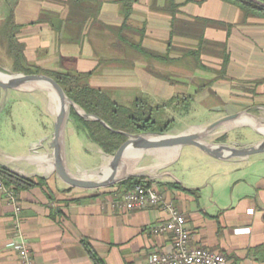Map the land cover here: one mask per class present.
<instances>
[{
  "label": "crops",
  "instance_id": "1",
  "mask_svg": "<svg viewBox=\"0 0 264 264\" xmlns=\"http://www.w3.org/2000/svg\"><path fill=\"white\" fill-rule=\"evenodd\" d=\"M126 2L130 4L128 16ZM174 2L0 0V10L2 21L13 10L16 23L22 26L19 39L29 64L92 72L89 84L109 95L115 93V98L110 95L114 101L125 100L132 92L139 95L130 106L137 100L154 107L153 103L179 106V102L213 98L223 109L207 108L213 114L208 123L223 115L264 108V18L245 21L238 6L223 0ZM174 16L178 28L172 36ZM196 18L232 26L194 30ZM140 49L167 55L168 60L150 57ZM225 56L228 62L223 69ZM31 91L0 88V124L7 116H16L11 126L27 131L15 142H0V164L5 162L3 157L21 158L38 147L43 150L52 139V130L43 129L39 119L32 117L38 98ZM68 140L75 156H88L99 147L76 124ZM185 147L177 161L183 157L181 166L173 168V164L147 177L166 202L186 215L192 245L223 253L230 264H264V178L252 180L246 169L242 176L233 177L240 170L235 166L249 162L250 157L219 160L194 146ZM198 158H207L211 176L191 165ZM222 168L228 171L218 172ZM42 178L46 180L43 186L18 192L21 229L35 264H94L82 239L90 241L105 264H147L154 251L171 249L172 236L155 230L169 219L166 208L119 210L109 203L123 193L117 187L88 190ZM15 217L16 205L0 191V264H19Z\"/></svg>",
  "mask_w": 264,
  "mask_h": 264
},
{
  "label": "rangeland",
  "instance_id": "2",
  "mask_svg": "<svg viewBox=\"0 0 264 264\" xmlns=\"http://www.w3.org/2000/svg\"><path fill=\"white\" fill-rule=\"evenodd\" d=\"M2 16H3V12L0 10V25L3 22L1 20ZM0 72L5 73L7 75L18 74L12 71V60L8 55L7 45L6 43H3L1 39H0ZM32 86H34L35 88H31L32 89L31 93L33 94V97L38 98L37 106H33L32 117H37L39 119V123L43 129H46L48 132L52 130L53 132L54 129L52 128L55 122V117L49 111V106H50L49 92L45 88L42 89L41 85L39 86L38 84H34ZM192 89L193 90L197 89V86H192ZM114 94L115 93H110V95L113 96V98H115ZM138 95L139 93H135V92L127 93L128 96L127 99L125 100L122 99V101L120 100L119 95H117L119 99H116V101L124 106L126 105L130 106L132 104V99L136 98V96ZM178 104L179 106H177L176 104H172V105H168L167 103L164 104V102L161 104L160 103L152 104L154 107L151 113L154 119L157 121V125L155 126L156 131H161L167 126L170 127V130L165 131V133L169 135H176L184 132L201 130L202 128H206L208 125L213 123V122L210 123L205 122L211 116H213L212 113L209 114L207 112L208 111L207 108L209 109L211 107H215L216 110L223 109L220 103H217V101L213 98H210L204 102L194 101L193 103L188 102V104L179 102ZM173 107L175 108L177 107L178 108L177 111H174L172 109ZM76 111L81 112L80 109H77ZM148 111L150 113L149 108L146 111L147 114ZM176 112H178V114ZM240 114L241 115L247 114L254 117L255 119L264 122V108H253V109L245 110ZM224 116L226 115H223L222 117ZM1 117L2 118L6 117V114H3ZM6 118L7 119L5 120L3 119L4 122L0 124V142L1 143L6 142L4 140H7L8 142L9 141L12 142V139L15 142L14 139L22 138L27 131L22 130L17 125H15L16 129H14L11 126L12 121L13 122L17 121L16 116L11 117V115H9ZM73 126L75 127V123L73 122L71 115H69L68 124L66 127L65 141H64V147H65L64 155L68 169L73 174L82 176L81 174H89L90 171L94 169H99L104 164L108 163L111 159V155L104 154L99 147L96 148L97 150L95 153H91L88 156H84V157L75 156L72 153H70L68 149V144H69L68 135L72 131ZM259 131L264 133L263 131L257 129L252 125H239L227 131L217 128L211 131L210 134H208L204 138V140L212 145L227 144V145H237V146H250V145L258 144L264 139V135ZM223 136L226 137V140L220 141L219 139ZM88 145L91 146V144ZM164 149L166 148H163L162 150ZM183 149H187V148L183 147L177 157L174 158L171 157L167 161H163L157 155L148 154L147 151L143 152V154L138 159L137 167L141 170L144 169L145 173L148 175H156L170 165L174 164L172 166L173 168L174 166L175 167L181 166L183 163V157L179 162L177 161L180 159L181 152ZM46 154L50 156L53 155V150L49 147V145L43 150L42 149L40 150V148L38 147L37 149H34V151H32L30 155L25 157H21V158L3 157V159H5V162H2V164L8 167L10 170L24 177L37 179L38 177L42 176L45 177L46 179H51V181H57L58 183H61L60 181L62 180L56 174L55 169L50 172L42 171L40 169V165L37 162L29 160V157L37 158L40 155H46ZM206 159L204 158L195 159L191 163V165L206 170L207 172L206 174L211 176L213 172H211V168L207 163L208 160ZM249 159H250L249 162L238 164V167L235 166L240 170L233 173V177H235L236 173H237L236 177L242 176L241 174L244 173L243 170L246 169L247 171L246 174H248V176L250 175L252 180H256V179L259 180L261 178H264V153L250 156ZM228 169H231V167ZM193 170L194 169H192L191 172H194ZM213 171L217 172L214 169ZM221 171L226 172L228 170L227 168L218 169V172ZM143 174L144 173L135 176H145ZM224 179L226 180V178ZM224 179H221L220 183L222 182L224 184ZM207 180L210 181L211 178ZM111 187L115 188L113 185L110 186V188L109 187L100 188V190L98 191H109Z\"/></svg>",
  "mask_w": 264,
  "mask_h": 264
},
{
  "label": "trees",
  "instance_id": "3",
  "mask_svg": "<svg viewBox=\"0 0 264 264\" xmlns=\"http://www.w3.org/2000/svg\"><path fill=\"white\" fill-rule=\"evenodd\" d=\"M175 3V0H171ZM228 3L238 6L245 21L249 17L264 18V7L249 1V0H223ZM264 1V0H262ZM126 16L130 13V4H125ZM41 20L37 21V23ZM177 19L175 16L172 21V36L177 33ZM219 26L231 28V24L211 19H194L192 26L206 28L207 26ZM22 26L17 24L14 17V12L11 10L5 20L0 25V39L7 45V52L12 60V71L16 73L30 74H45L54 78L64 89L68 98L77 104L86 114L98 117L100 120H87L82 117L76 109L72 108L70 115L77 129L82 131L86 138L98 145L102 151L107 155H114L120 146L127 140L128 134L156 132L155 126L157 121L152 115L153 107L148 105L143 100H137L132 106H123L112 99V97L105 91L96 89L89 84V78L92 72H75L70 70H48L41 67L31 65L27 62L24 49V44L19 39V33ZM199 34V33H198ZM201 42L203 37L199 34ZM144 54L158 58L161 61L168 60L167 55H160L140 49ZM196 53H194V56ZM200 62L199 59H196ZM228 57H224L223 69L226 67ZM149 108L150 113H146ZM108 124L106 127L103 123ZM170 124V123H168ZM170 127H165L160 132L169 131ZM124 132V133H123ZM220 141H225L226 137H221ZM0 178L7 187H10L18 192L20 190H28L36 186H43L46 180L42 177L37 179L24 177L16 172L10 170L3 164H0ZM148 177L145 176H131L114 185L118 191L125 192L133 188L139 183H152ZM83 201V200H78ZM82 244L94 264H105L103 259L98 255L92 244L87 239H82Z\"/></svg>",
  "mask_w": 264,
  "mask_h": 264
},
{
  "label": "water",
  "instance_id": "4",
  "mask_svg": "<svg viewBox=\"0 0 264 264\" xmlns=\"http://www.w3.org/2000/svg\"><path fill=\"white\" fill-rule=\"evenodd\" d=\"M261 7H264V1L262 0H249ZM34 84H46L53 88L56 92L57 97L61 102V108L56 115L54 122V131L52 139L49 143V147L53 150L54 154V169L58 177L67 185L74 188L96 190L100 188H106L113 186L123 180L128 179L131 176L140 175L142 173L130 174L121 178H116L115 171L120 166L124 160L126 151L130 148L136 149H162V148H178L179 153L181 149L185 146H194L207 155L219 159V160H231V159H247L250 156L264 153V139L255 145L250 146H237V145H227L219 144L212 145L203 140V138L208 135L214 129L221 127L223 124L232 121L239 116L240 113L226 115L214 121L208 125L204 131L201 132H184L176 135H168L165 132H144L128 134L127 140L120 146L114 155H111L109 166L112 169V173L106 179L98 178H87L81 177L73 174L67 167L65 162V135L66 127L68 124V118L71 112V108L80 109L78 112L82 117L87 120H100L98 117L86 114L77 104H75L66 95L63 87L52 77L45 74H30L26 75L23 73H18L14 75H9V78H3L0 76V88L8 91L10 89H21L25 88L27 85ZM70 103V109H66V102ZM102 123L109 127L108 124L102 121ZM260 132V131H259ZM262 133V132H260ZM264 135V133H262ZM150 135H155L157 137H148ZM165 136V137H161ZM143 175L148 176L144 173ZM42 177V176H41Z\"/></svg>",
  "mask_w": 264,
  "mask_h": 264
},
{
  "label": "built area",
  "instance_id": "5",
  "mask_svg": "<svg viewBox=\"0 0 264 264\" xmlns=\"http://www.w3.org/2000/svg\"><path fill=\"white\" fill-rule=\"evenodd\" d=\"M0 191L16 205L14 220V248L19 257V264H35L29 243L21 229L19 217L21 207L16 191L7 187L0 178ZM109 203L113 208L124 211H136L162 206L169 211V219L157 225L155 230L172 236L169 251H154L148 257L147 264H230L223 253L212 251L203 246H194L191 232L187 227V218L173 203L166 202L154 182L139 183L133 188L113 197Z\"/></svg>",
  "mask_w": 264,
  "mask_h": 264
},
{
  "label": "bare ground",
  "instance_id": "6",
  "mask_svg": "<svg viewBox=\"0 0 264 264\" xmlns=\"http://www.w3.org/2000/svg\"><path fill=\"white\" fill-rule=\"evenodd\" d=\"M0 76L3 78H9V75L0 72ZM39 86L41 85L42 89L45 88L49 92L50 96V106H49V111L50 113L56 118V115L58 114L60 108H61V102L59 98L57 97L56 92L51 88L50 86L46 84H38ZM25 88H35L32 85H27ZM66 109H70V103L67 101L66 102ZM239 125H252L256 127L257 129H260L261 131L264 132V122L255 119L254 117L250 115H241L238 118L229 121L225 124H223L221 127H219L221 130H229L234 127H237ZM205 128H202L201 130L197 131H191V132H201L204 131ZM210 134V133H209ZM167 134L166 136H168ZM207 136V135H206ZM205 136V137H206ZM148 137H157L155 135H150ZM165 137V136H161ZM204 137V138H205ZM203 138V140H204ZM205 141V140H204ZM163 149V148H162ZM162 149H136L133 147H130L124 156L123 162L120 164V166L117 168L115 171V176L116 178H121L130 174H137V173H145V170H141L137 167V162L140 156L143 154V152H148L154 155H157L160 159L163 161L169 160L171 157H177L179 155V149L174 147V148H166L164 150ZM30 161H35L40 165V169L45 172H50L54 170V154L53 155H40L37 158L34 157H29ZM174 160V159H173ZM172 160V161H173ZM110 162V161H109ZM109 162L104 164L102 167L99 169H94L89 172V174H81V177H87V178H98V179H106L110 176L112 173V169L109 166ZM22 172V171H21Z\"/></svg>",
  "mask_w": 264,
  "mask_h": 264
}]
</instances>
